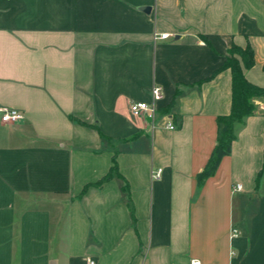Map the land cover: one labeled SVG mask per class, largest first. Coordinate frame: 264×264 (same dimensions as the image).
Returning <instances> with one entry per match:
<instances>
[{"label": "crops", "instance_id": "0c3cea01", "mask_svg": "<svg viewBox=\"0 0 264 264\" xmlns=\"http://www.w3.org/2000/svg\"><path fill=\"white\" fill-rule=\"evenodd\" d=\"M232 46L264 88V0H0V107L24 115L0 123V264H264L262 107L196 181ZM154 86L152 127L129 106Z\"/></svg>", "mask_w": 264, "mask_h": 264}, {"label": "trees", "instance_id": "16d2710c", "mask_svg": "<svg viewBox=\"0 0 264 264\" xmlns=\"http://www.w3.org/2000/svg\"><path fill=\"white\" fill-rule=\"evenodd\" d=\"M253 65V51L249 46L244 49L232 46L229 57L226 58L224 64L218 70H229L231 74L230 111L228 115L216 118V144L202 172L197 175L198 188L214 176L222 158L229 155L231 145L235 140L234 125L242 123L246 118L258 113L255 105L256 101L262 100L264 102V88L252 85L245 79L243 74V69H249ZM167 112V109L163 111V113ZM115 173V167H112L110 173L103 178V181L109 180ZM123 192L128 195L126 184L123 186Z\"/></svg>", "mask_w": 264, "mask_h": 264}, {"label": "built area", "instance_id": "2783aa9c", "mask_svg": "<svg viewBox=\"0 0 264 264\" xmlns=\"http://www.w3.org/2000/svg\"><path fill=\"white\" fill-rule=\"evenodd\" d=\"M154 39L159 40H166L168 39L167 34H161L156 36ZM163 99V92L161 87L154 86L150 91V101L149 102H134L129 106V112L131 115L135 117H142L148 120V122L153 127L156 123V119L158 117L159 107L158 104ZM166 118V116H165ZM24 119V115L21 111L7 108V107H0V123L7 124V125H14L21 122ZM167 119V118H166ZM165 128L168 130L173 131L175 129L172 122L167 119V123L165 124ZM161 169H155L151 172L152 180H158L161 176ZM240 190V186H236L233 188V192H237ZM237 230L233 229L232 234L236 235ZM84 264H96L95 260L91 257H87L84 260ZM189 264H200L197 259H191Z\"/></svg>", "mask_w": 264, "mask_h": 264}, {"label": "rangeland", "instance_id": "374dc122", "mask_svg": "<svg viewBox=\"0 0 264 264\" xmlns=\"http://www.w3.org/2000/svg\"><path fill=\"white\" fill-rule=\"evenodd\" d=\"M262 103H263V106L261 105ZM255 105L257 107V111H261V107L263 108V111H264V102H262V100L256 101Z\"/></svg>", "mask_w": 264, "mask_h": 264}, {"label": "water", "instance_id": "95a60500", "mask_svg": "<svg viewBox=\"0 0 264 264\" xmlns=\"http://www.w3.org/2000/svg\"><path fill=\"white\" fill-rule=\"evenodd\" d=\"M142 11L148 12L149 10L148 9H142Z\"/></svg>", "mask_w": 264, "mask_h": 264}]
</instances>
